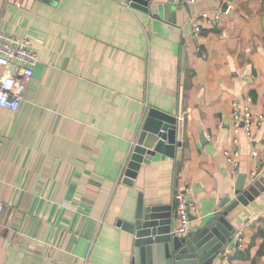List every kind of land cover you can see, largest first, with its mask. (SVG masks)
Returning <instances> with one entry per match:
<instances>
[{
    "label": "crops",
    "instance_id": "obj_1",
    "mask_svg": "<svg viewBox=\"0 0 264 264\" xmlns=\"http://www.w3.org/2000/svg\"><path fill=\"white\" fill-rule=\"evenodd\" d=\"M155 1L171 3L175 22L128 0H0V26L39 54L20 107L0 106V264H125L132 235L117 222L139 192L175 205L189 188V231L234 198L239 174L246 186L264 178V120L236 144L231 113L249 95L264 115V0ZM204 12L219 17L197 33L190 18ZM151 107L183 119V145L129 185ZM237 146L235 174L224 150ZM229 219L243 242L212 264H264V179Z\"/></svg>",
    "mask_w": 264,
    "mask_h": 264
},
{
    "label": "water",
    "instance_id": "obj_2",
    "mask_svg": "<svg viewBox=\"0 0 264 264\" xmlns=\"http://www.w3.org/2000/svg\"><path fill=\"white\" fill-rule=\"evenodd\" d=\"M128 1L135 9L175 22L171 3ZM183 125V119L177 114L151 107L141 125L122 182L134 185L141 165L149 163L157 152L175 157L177 147L183 145ZM180 168L178 158L177 170ZM263 179H254L246 186L245 174H239L234 198L225 196L219 212L183 234L173 232L174 204L147 202L143 192H139L135 211L117 222L132 235L133 249L125 264H212L218 255L225 258V251L239 244L238 229L230 221L229 213L239 202L248 204ZM194 218L196 216L190 212V219Z\"/></svg>",
    "mask_w": 264,
    "mask_h": 264
},
{
    "label": "built area",
    "instance_id": "obj_3",
    "mask_svg": "<svg viewBox=\"0 0 264 264\" xmlns=\"http://www.w3.org/2000/svg\"><path fill=\"white\" fill-rule=\"evenodd\" d=\"M179 4H190L199 0H174ZM219 14L211 16L208 12L190 18L197 33L202 32V20L211 23ZM39 61L38 51L29 35L21 36L6 31L0 26V106L17 110L25 96V91L33 77V70ZM233 142L239 143V133L246 132L252 136L256 127L261 126L264 120L262 113H255L251 96L235 98L232 101ZM227 160L233 165L234 173L239 166L240 149H225ZM187 192L178 189L175 192L177 200L176 217L178 224L173 229L176 234H183L190 226V212L196 208L195 200ZM4 213V204L0 201V221ZM239 241L243 242L240 236Z\"/></svg>",
    "mask_w": 264,
    "mask_h": 264
},
{
    "label": "trees",
    "instance_id": "obj_4",
    "mask_svg": "<svg viewBox=\"0 0 264 264\" xmlns=\"http://www.w3.org/2000/svg\"><path fill=\"white\" fill-rule=\"evenodd\" d=\"M175 211H176V206H177V200L175 199ZM254 264V263H253Z\"/></svg>",
    "mask_w": 264,
    "mask_h": 264
}]
</instances>
